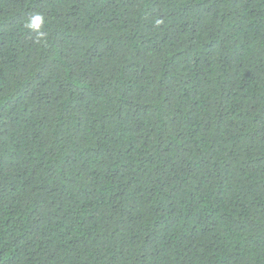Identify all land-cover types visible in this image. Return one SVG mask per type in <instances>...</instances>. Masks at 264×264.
<instances>
[{
  "label": "trees",
  "instance_id": "trees-1",
  "mask_svg": "<svg viewBox=\"0 0 264 264\" xmlns=\"http://www.w3.org/2000/svg\"><path fill=\"white\" fill-rule=\"evenodd\" d=\"M0 264H264V0H0Z\"/></svg>",
  "mask_w": 264,
  "mask_h": 264
},
{
  "label": "clouds",
  "instance_id": "clouds-1",
  "mask_svg": "<svg viewBox=\"0 0 264 264\" xmlns=\"http://www.w3.org/2000/svg\"><path fill=\"white\" fill-rule=\"evenodd\" d=\"M41 23H42V18L37 17L30 23V27L33 29H38Z\"/></svg>",
  "mask_w": 264,
  "mask_h": 264
},
{
  "label": "snow or ice",
  "instance_id": "snow-or-ice-1",
  "mask_svg": "<svg viewBox=\"0 0 264 264\" xmlns=\"http://www.w3.org/2000/svg\"><path fill=\"white\" fill-rule=\"evenodd\" d=\"M37 23H38V21H37Z\"/></svg>",
  "mask_w": 264,
  "mask_h": 264
}]
</instances>
